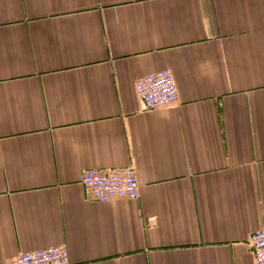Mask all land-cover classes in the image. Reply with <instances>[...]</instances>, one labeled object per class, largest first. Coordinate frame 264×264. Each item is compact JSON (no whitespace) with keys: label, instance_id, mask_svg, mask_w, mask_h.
<instances>
[{"label":"crops","instance_id":"obj_1","mask_svg":"<svg viewBox=\"0 0 264 264\" xmlns=\"http://www.w3.org/2000/svg\"><path fill=\"white\" fill-rule=\"evenodd\" d=\"M170 69L179 101L136 81ZM90 167H133L101 202ZM264 228V0H0V264H256Z\"/></svg>","mask_w":264,"mask_h":264},{"label":"built area","instance_id":"obj_2","mask_svg":"<svg viewBox=\"0 0 264 264\" xmlns=\"http://www.w3.org/2000/svg\"><path fill=\"white\" fill-rule=\"evenodd\" d=\"M135 91L147 110L174 104L180 98L177 81L170 69L138 79ZM82 182L90 194L101 202L114 197L133 200L140 197V183L133 167H90L84 171ZM249 245L256 264H264V228L252 233ZM5 264H71V261L68 248L59 245L22 253Z\"/></svg>","mask_w":264,"mask_h":264}]
</instances>
